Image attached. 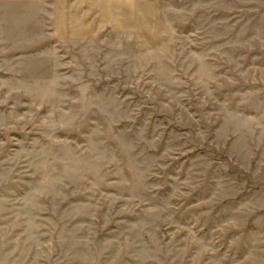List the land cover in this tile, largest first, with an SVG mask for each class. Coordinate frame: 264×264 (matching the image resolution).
I'll return each instance as SVG.
<instances>
[{
    "label": "rangeland",
    "instance_id": "1",
    "mask_svg": "<svg viewBox=\"0 0 264 264\" xmlns=\"http://www.w3.org/2000/svg\"><path fill=\"white\" fill-rule=\"evenodd\" d=\"M0 264H264V0H0Z\"/></svg>",
    "mask_w": 264,
    "mask_h": 264
}]
</instances>
